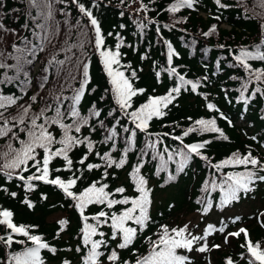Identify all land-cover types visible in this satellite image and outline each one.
<instances>
[{"label": "trees", "instance_id": "obj_1", "mask_svg": "<svg viewBox=\"0 0 264 264\" xmlns=\"http://www.w3.org/2000/svg\"><path fill=\"white\" fill-rule=\"evenodd\" d=\"M51 2L54 21L49 23L53 27L58 23L59 32L53 36L51 43L43 41L44 50L40 51L41 40L33 35V31H41L35 28L32 20V17H37V9L30 6L29 0H0V23L4 25L0 29V64L15 65L18 56L23 61V71L18 72L14 67H0V94L19 97L15 105L0 111L11 120L22 111L21 106L31 103L29 115H33L46 105L54 106L56 96L71 97L74 94V89L80 87L82 68L79 72L74 71L76 80L69 81L66 79V69L71 65L67 62L64 66L50 65L48 62L53 57L64 60L66 56H71L73 61L80 57L88 63V83L77 107L81 116L89 117L90 126L83 127L79 134H73L81 138L88 136L94 144L93 152L87 153L85 145L74 148L69 153L73 161L70 170L62 158L54 159L49 178L59 176L66 181L79 177L71 189L77 194L96 181L108 184L107 191L112 193L116 188L123 187V194L115 193L111 197L121 199L123 196L139 195L130 173L141 166L140 175L147 181L151 200L148 210L151 220L129 248H117L120 241L110 239V227L100 226L99 231L105 233L104 239L108 241L107 246L100 249L104 253L100 258L101 264H111L107 256L113 249L118 252L121 262L134 264L137 257L148 254V237L156 240L161 225L169 229L187 225L192 235L203 236L199 230L200 224L211 213L218 217L217 222L211 221L213 217L209 218L203 227L205 230L209 225L213 226L207 240L197 241L191 252L180 250L181 254L188 256L191 264H227L228 258L234 264H247V250L241 247L246 243L244 234L239 237L228 234L244 228L248 232V239L264 247V181L256 180L250 184L249 191L239 192L238 199L224 204V194L219 187L213 189V181L221 184L227 173L242 172L245 167L228 165L217 171L212 165L233 154L243 156L249 152L264 163V80L250 79L248 71L236 60L241 49L256 52L259 46V50L264 52V7L259 6L260 0H220V4L216 0H194L192 8L183 7L177 12L168 10L176 0H78L96 18L104 37V47L115 50L116 44L122 41L119 49L120 70L129 76L134 88L144 89L143 93L133 98V109L146 103L149 97L165 96L172 88L180 87V92L174 93L172 102L163 109L165 115L154 117L147 131L137 130L121 168H107L105 161L95 154L99 152L103 156L108 152L112 159L119 161L124 156L127 147L125 138L129 135L122 131V126L133 128L134 125L115 103L110 78L93 47L94 28L89 19L79 12L78 4L73 0ZM142 3L147 5V11L141 9ZM38 22L43 23L39 18ZM221 23L228 24L230 29L221 27ZM140 24L144 27H138ZM25 37L27 40L23 39ZM82 42L83 49L78 46ZM13 44L21 51L14 49ZM33 45L36 47L33 48ZM169 45L173 52L171 62L168 60ZM70 47L71 51L61 50ZM26 48L33 51L28 52ZM29 60L31 63H27ZM248 63L253 70H264V61L249 59ZM173 68L176 73L171 72ZM132 71L136 72L134 78L131 77ZM24 72L28 75L25 76ZM45 76L47 83L41 88ZM179 76L197 83L196 90L193 91L190 84H182ZM8 78H12L11 81ZM246 83L245 89L243 86ZM33 95L37 96L35 103L30 100ZM70 103V100L65 101L62 110ZM209 103L215 107L209 109ZM93 106L101 112L100 117L90 116ZM113 109L117 111L109 116ZM54 114L53 111L46 112L47 116ZM117 119L120 121L116 126L117 136L114 141L105 142L107 129ZM201 119H214L216 127L227 139L216 132L196 131L183 136L189 127H199L195 121ZM100 121H103L104 127L100 126ZM64 122L72 123V119L67 118ZM92 127H95L94 132ZM51 130L59 138L61 130L57 126ZM20 136L24 138L23 133ZM176 136L183 138V144L208 142L200 150L201 155L192 154L182 170L179 168L180 157L175 153L183 148V144L174 139ZM149 141L159 143L155 144V148H150ZM9 142L10 137H0V166L4 163L2 153L7 151ZM11 143L13 147L19 146L16 141ZM165 148L168 152L164 151ZM169 152L174 157L171 161L168 160ZM86 153L87 160L79 163ZM161 155L163 160L160 159ZM88 164H99L101 167L89 170ZM105 169L107 177L103 175ZM252 170L264 175V171L258 168ZM34 172L35 169L30 168L23 175L27 177ZM169 176L173 178L169 179ZM31 183L33 186L29 189L25 181L15 176L9 180L0 170V210L11 211L15 224L25 226L31 234L40 236L50 248L56 249L55 252L41 249L44 264H64L65 261L68 264H84L87 255V248L82 243L84 220L75 206L76 201L56 185L43 181ZM130 206L116 205L113 209H107L104 205L92 204L85 208L84 215L89 217L88 223H95L91 217L101 210L118 213ZM190 215H199L200 220L192 223L188 219ZM60 221L66 223L62 225ZM221 227L223 231H219ZM7 234L8 230L0 226V235ZM13 235L17 240L26 239L20 234ZM93 238L101 237L97 235ZM199 245H207L208 250L203 253L197 251ZM25 246L13 243L9 248L0 243V264H8L9 254L19 252ZM27 246H31V242H27ZM78 247L80 251H77Z\"/></svg>", "mask_w": 264, "mask_h": 264}, {"label": "snow or ice", "instance_id": "obj_2", "mask_svg": "<svg viewBox=\"0 0 264 264\" xmlns=\"http://www.w3.org/2000/svg\"><path fill=\"white\" fill-rule=\"evenodd\" d=\"M63 2V0H61ZM123 2V0H122ZM30 6L37 9V17H32L35 23V28L40 29L38 33L33 31V35L37 39L41 40V45L39 46L40 51H43V41L51 43V40L55 34L59 32V24L57 23L55 27L50 24V21H54L53 15V5L51 0H29ZM73 3L78 4L79 12L89 19V23L93 26L95 32L93 47L99 53L101 61L103 63L104 69L110 78L111 91L113 93L115 103L118 106L119 111L123 113L125 117H128L131 123L134 125L133 128L128 126H122V131L129 134L126 139L127 147L124 150V156L116 161L112 159L111 154L106 152L101 156L99 152L95 153L100 156L102 160L105 161L107 168L115 166L116 168H121L126 162V156L128 151L131 149L134 138L136 137L137 130L147 131L149 122L154 117H162L165 115L163 109L167 108L168 104L174 99V93L178 94L180 92V87L172 88L169 93L165 96L159 97H149L147 102L141 104L138 108L133 109L132 101L133 98L138 94L144 92V89H136L129 76L125 75V72L120 70L122 65L120 62V47L121 43H117L115 50L104 47V37L101 35V30L98 25L96 18L93 16L92 11L85 7L84 4L78 3V0H73ZM217 4H220V0H216ZM194 0H176L175 3L169 6V11L177 12L180 8L188 7L192 8ZM223 6V5H221ZM260 7H264V0H260ZM141 9L147 11V5L141 4ZM63 11V10H61ZM123 14V13H122ZM38 18L43 21V23L38 22ZM79 24V21H77ZM71 27V26H69ZM138 27L143 28L144 25L140 24ZM4 25L0 23V29H3ZM86 35V33H84ZM111 35V33L109 34ZM208 35V33H205ZM27 40V37L23 38ZM83 49V42L78 45ZM36 45H33L35 48ZM71 47H77V45H72ZM71 47L67 49H61L62 51H71ZM13 48L17 51H21L16 48L13 44ZM28 52H32V48L25 49ZM34 54V53H33ZM2 55V53H0ZM172 49L169 45L168 60H172ZM17 63L15 65H5L0 64V67H14L17 71H23V61L21 57H16ZM249 59H258L264 61V52L259 50L257 46V51L252 52L245 49H241L240 54L236 56V60L245 68L249 73L250 79L252 77L257 81L264 80V70L256 69L253 70L251 65L248 63ZM71 65V67L66 69L67 76L66 79L69 81H75V72H79L82 68V75L80 79V87L74 89V94L71 97L58 95L55 97L54 106L46 105L44 109H41L39 113L29 115L32 104L27 106H21L22 111L18 113L16 117H12L9 120L5 117L4 112L0 111V137H10V142L7 144V151L3 152L4 163L0 166V170L3 171L4 175L9 179L17 177L21 181H25L29 189L32 188V181H43L47 184H52L58 186L63 192L70 198L76 201V207L80 210L81 216L84 220V225L82 228V243L87 248V255L84 257V264H101L100 258L104 255L100 251L102 246H107L108 241L104 239L105 233L99 231L101 225H108L111 229V240L119 239L117 248L127 249L133 245L134 241L140 232H143L151 220L149 215V207L151 204L150 200V190L146 187L147 181L140 175V167L137 166L133 169L130 176L132 177L135 190L139 194L136 197L123 196L121 199L111 198L115 193L123 194L125 188L118 187L115 192H109L108 184L100 183L99 181L93 182L89 187L85 188L79 194L71 191L74 185H76L79 177L74 179L63 180L59 176L55 178L50 177V165L52 161L56 158H62L65 161L66 168L71 169L73 166V161L69 156V153L76 147L85 145L87 148V153H92L94 149V144L88 136L79 137L81 130L85 126L89 125V117L81 116L77 105L79 104L82 95L84 94L85 86L88 83L89 65L80 57H76L75 61L71 56H66L64 60H57L53 57L48 63L50 65L55 64L57 66H64L66 64ZM31 63V61H27ZM47 72V68L45 69ZM172 73H176V70L171 69ZM27 76L28 73L24 72ZM159 76V73H157ZM131 77H136V72H131ZM11 81L12 78H8ZM182 84H190L193 91L196 90L198 84L192 81L185 80L183 76H179ZM47 83V76L44 77V83L40 84L43 88ZM247 88V83L243 86ZM257 91H261L257 89ZM243 99V95L241 96ZM19 97L5 96L0 94V109L6 110L9 106L15 105ZM30 100L35 103L37 101V96L33 95ZM70 100L71 103L66 109H63L64 102ZM209 109L215 106L211 103L207 105ZM129 109H133L129 111ZM47 111H53L55 114L53 116H47ZM117 109H113L109 112V116L113 115ZM101 112L95 109L90 112L91 117H100ZM71 118L72 123H65V119ZM38 121H41L38 123ZM120 124L119 119L116 123L109 129H107L108 134L105 136V142L114 141L117 136L116 126ZM195 125L199 127H189L183 132V136H188L189 133L200 131V132H216L220 133L224 139L223 132L216 127V121L211 120H197ZM53 126H57L61 130V135L57 138L51 130ZM100 126L104 127L103 121H100ZM91 130L94 132L95 127ZM24 134V138H21L20 134ZM75 133V134H73ZM151 135V134H149ZM167 135V134H165ZM176 140H180L183 144V138L181 136L174 137ZM11 141H16L18 147H13ZM159 141H149L148 147L155 148V144ZM208 142L204 143H193V144H183V148L179 149L175 155L180 157L179 168L182 170L184 164L191 158L192 154L196 156L201 155V149L205 147ZM58 145V146H57ZM187 149V151H185ZM42 151V156H41ZM168 152V149H164ZM87 153L79 161L83 164L87 160ZM143 155V153H142ZM173 154L168 153V160H173ZM163 160V155L160 156ZM207 159V157H204ZM228 165H243L245 170L242 172H229L226 174L224 180L221 184H216L215 181L212 183L213 189L219 187L220 191L224 194L222 203L227 204L232 200L238 199V193L241 191H249L250 184L254 183L256 180L264 181V175H259L257 171L252 169L258 168L260 171H264V163L252 156L251 152L246 155L233 154L232 157L220 162L219 164H213L212 167L219 171L222 167ZM248 166H252L250 169ZM99 164H88L87 168L92 170L94 168H100ZM30 168H34L35 172L32 175L25 177L23 172L29 171ZM160 170H163L161 168ZM60 171V169H56ZM104 177L108 176V172L105 169ZM173 177L169 176V179ZM99 184V186H97ZM15 196V193H12ZM99 204L106 206L107 209H113L116 205H131L130 207H125L122 211L118 213L113 211L111 213L101 210L96 215L92 216L91 219L95 223H88L89 217L84 215V210L88 205ZM28 206L31 207V203L28 202ZM207 211V209H205ZM13 213L7 209L0 210V226H4L8 230L6 236L0 235V243H3L6 247H11L13 243H18L21 245H26L19 252H13L9 254L8 264H44L40 252L41 249H49L55 252V248H50V245L43 241L38 235L31 234L30 230L23 225L18 226L13 222ZM63 225L66 221H60ZM137 227H133L132 225ZM213 226L209 225L205 230L204 236H195L188 232V226L180 228L169 229L166 225H161V230L157 236L156 240H152L148 237L150 243V251L147 255L139 256L136 258L134 264H191L190 258L186 255L181 254L180 250H187L191 252L193 250V245L197 241L204 240L206 236L211 232ZM223 227L219 231H223ZM244 234L246 238V243L241 245L242 248H246L248 253L247 264H264V247L261 246L259 242H253L248 239V232L246 229L241 228L236 232H231L228 235L233 237H239ZM13 234H20L25 237V240L14 239ZM101 237L100 239H94L96 236ZM27 242H31V246H27ZM225 242H227V237H225ZM213 247L219 248V245H214ZM197 251L203 253L207 251V245H201L196 249ZM80 251V248H77ZM243 258V254H242ZM107 260L111 264H129L128 261L120 260L118 252L113 249L107 256ZM64 264H68L65 261ZM227 264H234L231 258L227 259Z\"/></svg>", "mask_w": 264, "mask_h": 264}, {"label": "rangeland", "instance_id": "obj_3", "mask_svg": "<svg viewBox=\"0 0 264 264\" xmlns=\"http://www.w3.org/2000/svg\"><path fill=\"white\" fill-rule=\"evenodd\" d=\"M225 125H226V124H225ZM211 217H213V218L211 219V221L217 222V217H218L217 214H213V213H211L209 216H207L206 218H204V219H203V222L200 224V228H199V230L201 231V233H202L203 236H204L205 230L207 229V228H205V230H203V227L205 226L206 222H207V221L209 220V218H211ZM188 219H190V221H191L192 223H195V222H198V221L200 220V216H199V215H190V216H188ZM207 238H208V235L206 236L205 240H207ZM199 246H200V245H199Z\"/></svg>", "mask_w": 264, "mask_h": 264}]
</instances>
